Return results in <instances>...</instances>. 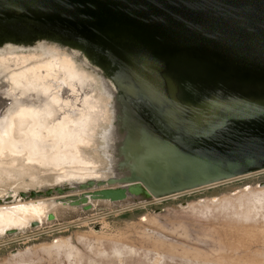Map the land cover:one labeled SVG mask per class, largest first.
Listing matches in <instances>:
<instances>
[{"label":"water","instance_id":"water-1","mask_svg":"<svg viewBox=\"0 0 264 264\" xmlns=\"http://www.w3.org/2000/svg\"><path fill=\"white\" fill-rule=\"evenodd\" d=\"M35 37L78 46L117 89L127 172L79 191L113 204L107 188L138 183L133 209L264 170V0H0V42Z\"/></svg>","mask_w":264,"mask_h":264},{"label":"bare ground","instance_id":"bare-ground-1","mask_svg":"<svg viewBox=\"0 0 264 264\" xmlns=\"http://www.w3.org/2000/svg\"><path fill=\"white\" fill-rule=\"evenodd\" d=\"M119 106L110 75L78 46L43 37L0 42V210L44 201L53 209L44 220L4 229L1 238L10 230L38 231L56 220L59 209L86 211L112 204L105 195L93 198V189L78 188L127 172L118 166ZM53 188L57 197L37 194ZM132 188L142 196L133 206L144 204L149 195L138 183L107 189L122 190L130 202L138 198ZM19 193L29 196L23 199ZM7 219L0 213V221Z\"/></svg>","mask_w":264,"mask_h":264},{"label":"rangeland","instance_id":"rangeland-1","mask_svg":"<svg viewBox=\"0 0 264 264\" xmlns=\"http://www.w3.org/2000/svg\"><path fill=\"white\" fill-rule=\"evenodd\" d=\"M259 185L264 173L133 209L126 208L141 198L86 211L59 209L56 220L38 231L0 237V264H264ZM54 190L48 197L58 196ZM50 212L46 201L9 205L0 210L8 217L0 232ZM85 218L91 221L62 228Z\"/></svg>","mask_w":264,"mask_h":264}]
</instances>
